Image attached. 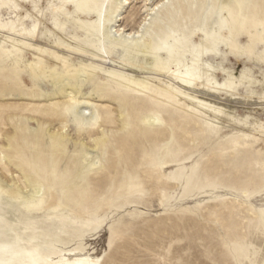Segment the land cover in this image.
I'll use <instances>...</instances> for the list:
<instances>
[{"label": "rangeland", "instance_id": "374dc122", "mask_svg": "<svg viewBox=\"0 0 264 264\" xmlns=\"http://www.w3.org/2000/svg\"><path fill=\"white\" fill-rule=\"evenodd\" d=\"M4 1L0 22L21 29L26 7ZM120 1L114 0L107 22L137 30L146 0H129L124 7ZM166 1L143 26L145 43L178 52L184 68L189 64L183 54L195 51L198 38L191 35L198 30L218 38L241 32L264 38V0ZM67 33L56 28L61 47ZM80 39L78 45L95 50L96 44ZM230 46L220 50L229 53ZM78 56L86 65L98 64ZM116 56L132 63L120 72L139 75L131 56ZM25 60L19 51L0 49V177L15 185L18 179L43 185L40 201L48 202L44 212L37 207L25 215L1 196L0 264H43L41 256L29 255L34 245L46 255L58 251L52 260L61 264H264L262 64L231 57L219 78L230 79L234 93L200 92L222 113L195 117L158 109L164 120L159 127L144 124L153 109L149 97L93 78V101L105 106L97 112L103 124L90 131L89 118L88 129L78 135L74 124L80 119L49 106L66 87L41 95L43 83L35 80L37 86L27 89L33 76ZM244 76L257 88L254 96ZM25 223L34 225L27 230Z\"/></svg>", "mask_w": 264, "mask_h": 264}, {"label": "bare ground", "instance_id": "6f19581e", "mask_svg": "<svg viewBox=\"0 0 264 264\" xmlns=\"http://www.w3.org/2000/svg\"><path fill=\"white\" fill-rule=\"evenodd\" d=\"M10 2L18 10L26 7L25 20L21 23L23 25L21 29L13 25L7 27L0 22V49L5 54L14 51L23 54L26 67L33 76L28 78L30 84L26 85L27 89L33 90L37 86L35 80H41L43 83L38 87L41 95L50 96L58 87L62 85L66 87V94L51 102L49 106L50 109H58L59 106L65 113L71 112L77 119L79 118L80 120L76 119L74 124L78 135L88 129V123L85 121L89 118L92 121L90 131L97 130L103 124L97 112L98 107L105 106H99L93 101L95 99L91 90L95 84L93 78L104 82L113 81L127 86L136 96L149 97L153 109L150 111L151 116L145 118L144 124L159 127L164 124V120L158 114V109L190 112L195 117L201 116V112L205 115L211 113L213 117L222 113V107L202 99L200 92L204 90L220 96L234 93L233 82L230 79L222 81L219 78L220 74L228 72L227 64L231 57L244 59V65L256 61L264 67V49L261 52L257 50L259 45L264 47V38L255 40L249 32H241L237 38H233L231 34L218 38L205 30H198L191 35L192 38H198L195 51L188 55V52L183 54L188 58L189 64L185 68L183 67L185 65L181 64L178 52L170 49L156 50L152 44L145 43L143 26L156 14L162 3H167L166 0H146V16L137 30H127L121 25L113 26L107 22L114 0H10ZM2 4H5L4 0ZM128 4L129 0L120 1L122 7ZM122 19L120 17L117 21ZM27 25L31 28L28 29ZM56 28H62V32L70 34L64 38L67 43L63 47L54 38ZM73 28L76 33L71 31ZM91 36L95 37V40L91 39ZM81 37L96 44L95 50L78 45L82 41ZM229 40L232 46L228 45ZM52 43L62 53L54 50ZM222 46H230L232 51L228 53L220 50ZM118 52L133 58L139 71L137 77H129L128 74L120 72L124 66L132 63L119 61L116 56ZM80 54L87 55L88 58L94 57L98 64L86 65L78 56ZM215 61H220V64L216 65ZM243 85L253 96L257 94V88L252 86L246 76ZM161 90L168 95L161 94ZM261 95V99H264V93ZM91 159L92 155L86 154L85 160L91 162ZM98 163L99 160L93 166ZM17 182L15 185L11 180L0 177V199L2 195L6 199H11V204L19 211H24L25 215L37 207L44 212V205L48 200L40 201L44 192L43 185L23 179H18ZM25 224L27 230L31 229L30 225H34ZM29 236L30 242H33L36 234ZM20 238L22 239L21 236ZM33 249L29 251L31 258L41 256L43 264H61L52 260V256L59 254L58 251L46 255L37 245H34ZM32 264L39 263L33 259Z\"/></svg>", "mask_w": 264, "mask_h": 264}]
</instances>
